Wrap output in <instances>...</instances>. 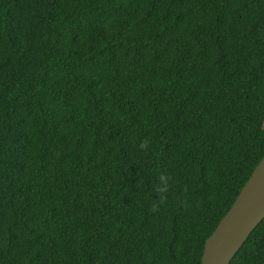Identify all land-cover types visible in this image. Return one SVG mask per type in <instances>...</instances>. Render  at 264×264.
Instances as JSON below:
<instances>
[{
    "label": "trees",
    "instance_id": "1",
    "mask_svg": "<svg viewBox=\"0 0 264 264\" xmlns=\"http://www.w3.org/2000/svg\"><path fill=\"white\" fill-rule=\"evenodd\" d=\"M263 157L264 0H0V264H201Z\"/></svg>",
    "mask_w": 264,
    "mask_h": 264
},
{
    "label": "water",
    "instance_id": "2",
    "mask_svg": "<svg viewBox=\"0 0 264 264\" xmlns=\"http://www.w3.org/2000/svg\"><path fill=\"white\" fill-rule=\"evenodd\" d=\"M264 218V157L205 242L201 264H230Z\"/></svg>",
    "mask_w": 264,
    "mask_h": 264
}]
</instances>
